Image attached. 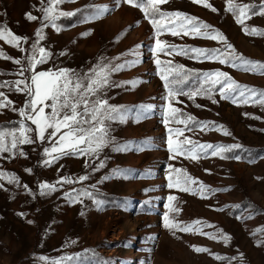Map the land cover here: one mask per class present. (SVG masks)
<instances>
[{
	"label": "rangeland",
	"instance_id": "374dc122",
	"mask_svg": "<svg viewBox=\"0 0 264 264\" xmlns=\"http://www.w3.org/2000/svg\"><path fill=\"white\" fill-rule=\"evenodd\" d=\"M204 3L210 7L193 0H167L159 8L210 25L207 31L215 29L226 43L169 32L159 39L177 48L221 52L228 51L230 44L237 55L264 64V36L244 31H264V15H251L240 24L237 15L228 10L229 0ZM232 3L260 6L264 0ZM48 6L49 0H0V28L21 38L18 47L0 40V84H6L0 87L4 94L0 100L6 97L11 101L0 108V126H11L0 131L16 130L19 135L20 126L12 124H20L19 110L29 96L17 91L15 82L31 84L32 72L19 73L22 67H28L34 45L50 53L45 63L36 66L37 73L68 69L84 76L101 63L113 68L123 65L110 73L109 84L98 94L119 108L123 119L105 122L109 142L98 154H70L51 164L45 163L50 159L45 149L55 141L47 139V132L45 140L37 139L36 125L24 120L32 129L27 135L34 142L0 152V264H264V159L250 164L226 155L228 146L264 147V105L252 101L245 104L243 98L233 103L221 99L219 91L194 98L179 95L173 106L207 126L203 130L175 123L166 126L167 90L155 60L206 73L222 71L239 84L262 90L264 75L238 71L230 62L196 59L194 53L177 55L171 48L167 49L170 55L158 52L154 56L155 29L143 11L123 0H65L57 6V12L75 15L59 16L55 26L44 19L43 9ZM100 8L108 11L91 19ZM28 14L36 19L29 20ZM165 23L169 24L167 20ZM35 55L40 58L38 52ZM16 60L21 64L14 63ZM50 111L45 108L46 113ZM168 128L184 129L182 136L174 137L176 140L187 137L227 150L213 156V150L208 149V155L195 160L185 156L173 159L167 145ZM10 142L11 137L6 138L9 147ZM172 169H181L198 182L191 188L204 185L206 198L170 189L168 176L177 175ZM116 170L122 174L114 175ZM65 179L72 182L62 183ZM43 184L54 190L42 189ZM85 192L91 197L82 195ZM70 196L79 199L73 202ZM169 196L176 197L171 205L179 209L170 218L182 227L201 221L203 224L195 227L216 239L166 228L163 217ZM248 199L254 203L256 215L251 209L240 212ZM223 236L230 239L225 242ZM194 247L208 251L196 252ZM97 251L112 260L97 257L90 263L88 257ZM68 257L72 259H65Z\"/></svg>",
	"mask_w": 264,
	"mask_h": 264
},
{
	"label": "snow or ice",
	"instance_id": "6c2138e0",
	"mask_svg": "<svg viewBox=\"0 0 264 264\" xmlns=\"http://www.w3.org/2000/svg\"><path fill=\"white\" fill-rule=\"evenodd\" d=\"M65 0H49V6L43 9L44 19L53 23L59 16H72L75 13H62L57 12V6L64 3ZM119 2V0H118ZM124 3L131 5L132 7L139 8L145 13L146 18L155 29L156 41L153 49V55L156 56L158 52H164L165 55H170L167 49L171 48L177 55H188L194 53V58L218 61L220 63H231L233 67L242 68L244 71H251L260 75H264V64L259 62H253L245 59L244 57L237 55L235 50L230 44H227L228 51L221 52L220 49H200V48H177L176 45H166L159 39V36L165 32H169L171 35L176 36L183 33V35L196 34L202 36V38L213 39L223 41L226 43V38L212 29L211 32L207 31L211 26L198 22L196 18L189 17L186 14L180 12L165 13L159 8L167 2V0H123ZM193 3H202L204 7H210L204 0H193ZM257 11H253L257 8ZM215 11V9H212ZM229 11H232L234 15H237V23L243 24L244 20L250 18L251 15H264V3L260 6L255 5H233L232 0H229ZM107 8L97 9L91 19H96L102 16ZM29 20H35L36 17L28 14ZM88 19V17H86ZM169 24H166L165 21ZM176 21H179L177 23ZM55 26V25H54ZM204 29L205 31H201ZM245 34L261 35L264 36V31L258 29H244ZM37 35L40 39L43 36L38 32ZM0 40H4L6 43L18 47L21 41L20 37L13 35L6 29L0 28ZM40 54V58L37 59L35 53ZM3 54L0 53V57ZM50 53L45 49H36L34 45V54L28 59V67L21 68L20 75L24 72H32L30 77L31 84L25 83V81H16V90L23 91L29 96V100L25 104V107L19 110V115L22 117L19 127V135L17 131H0V152L10 151L17 148L18 144H31L34 140L27 135L32 129L27 127L24 120L31 121L36 125V138L43 141L46 139L45 133L47 132V139L55 141L50 148L45 149V155L50 157L46 160V164H51L54 160L60 159L62 156L70 154L78 155H92L98 154L99 151L106 146L108 141V127L106 121H112L116 119H123L120 115V109L109 105L106 99H102L98 94L109 84V76L113 71L122 69L123 65H117L111 67L110 65L98 64L89 73L84 76L70 72L68 69H60L56 72H35V68L38 64H43L49 58ZM239 61V63H237ZM16 64H21L20 60L14 61ZM157 68L160 71V78L164 82V87L167 90L168 100L167 108L164 116L165 125L171 123L184 124L185 128L188 127V122L199 124L201 130L206 127V124L197 122L191 116H186L182 111L173 106V100L179 95H187L189 98H194L199 94H211L213 89L219 85V92L221 99L230 100L233 103H237L243 98L242 102L247 104L250 101L264 105V92H257L255 89L248 88L247 86L236 83L228 74L223 72H210L205 73L201 77V84L195 91L185 92L183 85L190 78V74L180 65H174L171 61L162 62L159 58L155 60ZM24 84V88L21 89L20 85ZM135 84V82H133ZM6 84H0V87H5ZM4 94L0 93V97ZM259 96L260 99L256 100L255 97ZM96 97V99H91ZM46 101H51L50 104H46ZM215 102V101H214ZM11 104L5 97L0 100V108L6 107ZM50 108L49 113L45 112V108ZM150 107V106H149ZM115 114V115H114ZM183 117V118H182ZM51 129L49 132L48 130ZM184 129L180 128H168V150L171 154V158L175 159L176 156H185L186 158L197 159L200 155H208L207 150L212 149L211 155L215 156L219 152L226 151L223 146H213L211 144H199L185 137L183 140H176L174 137L182 136ZM227 134V133H225ZM11 137L10 147L5 143L6 138ZM149 142H145L147 144ZM190 146V147H189ZM23 155V153H21ZM101 167L103 164L100 165ZM172 172L177 175L175 178L172 175L168 176V187L178 188L181 191L190 192L191 194H200L201 198L204 196L205 191H208L204 185H200L198 189L190 187L191 184L198 183L193 178L188 176L181 169H172ZM121 170H116L114 175H121ZM3 174L0 173V176ZM81 180L87 179V177H81ZM14 181L15 177H11ZM62 183H71V180L65 179ZM183 185V186H182ZM42 189L49 191L54 190V187L48 184L41 185ZM82 195L91 197L90 193H82ZM73 202L79 199L77 197H71ZM176 197L169 196L170 202L166 207L168 211L165 213L163 220L164 226L170 231L175 229L185 233H199L207 235L210 239H216L213 234H207L202 232V228H196V225H201L203 222L195 221L193 224L184 225L176 222L174 218H170V214L178 212L179 209L171 205L172 201H175ZM100 203V202H97ZM22 215V214H21ZM250 218V217H249ZM209 226V225H205ZM257 231H262L258 229ZM227 242L230 237H222ZM196 252H207L208 249L193 248ZM217 259H223L216 257ZM65 259H72L71 257ZM51 264H61L60 261H52Z\"/></svg>",
	"mask_w": 264,
	"mask_h": 264
},
{
	"label": "trees",
	"instance_id": "16d2710c",
	"mask_svg": "<svg viewBox=\"0 0 264 264\" xmlns=\"http://www.w3.org/2000/svg\"><path fill=\"white\" fill-rule=\"evenodd\" d=\"M250 61H253L251 59H248ZM256 62V61H253ZM237 63H239V61H237ZM260 63V62H259ZM262 64V63H260ZM236 70L238 71H244L242 68L239 67H234ZM189 74H190V78L188 79V81L183 85V90L185 92L188 91H195L197 88H199L200 84H201V77L203 74H205L206 72L199 70V69H192V68H184ZM216 72H222V71H216ZM237 83V82H236ZM239 84V83H238ZM243 85V84H240ZM245 86V85H244ZM220 86L217 85L212 93H216L217 91H219ZM250 88V87H248ZM251 89H255L257 90V92H264V90L259 89V88H251ZM198 97L200 96H204V94H199L196 95ZM255 99H260L259 96H256ZM197 122L202 123L201 121H199L198 119H194ZM204 124V123H203ZM12 125H16V126H20V124H12ZM9 123H7V125L5 126V124H3L2 126H0L1 130H4L5 128H8ZM27 126V125H26ZM199 124L197 123H193L191 121L188 122V128H194V127H198ZM229 149L226 153L227 157L231 160H238L240 162H247L250 164H254L257 161L264 159V147H247V146H228ZM251 209L252 213H254V211L256 210L254 207V203H252L250 201V199L243 201L242 205H241V213L246 212L247 210ZM256 215V214H255ZM93 257V258H91ZM91 257H88V261L91 262H96L95 258L99 257L102 261L105 260H112V257H105L102 256L100 253H98V251L94 254H92ZM100 260V261H101ZM101 263V262H100ZM112 264V262L110 263Z\"/></svg>",
	"mask_w": 264,
	"mask_h": 264
}]
</instances>
